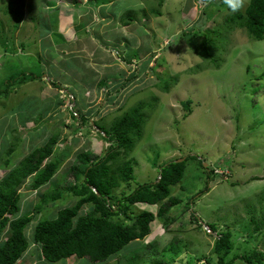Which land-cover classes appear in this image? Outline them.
Segmentation results:
<instances>
[{
    "label": "rangeland",
    "instance_id": "rangeland-1",
    "mask_svg": "<svg viewBox=\"0 0 264 264\" xmlns=\"http://www.w3.org/2000/svg\"><path fill=\"white\" fill-rule=\"evenodd\" d=\"M74 1L0 0V177L52 135L58 137L53 156L60 161L49 183L37 191L29 187L30 180L21 187L19 215L35 208L39 212L33 213L35 221L26 230L29 246L17 264H219L213 250L217 234L227 230L234 243L228 260L254 249L264 252V39L253 41L245 28H234L229 21L245 7L233 13L226 4L211 5L217 0H105L100 10L111 21L98 26L88 14L93 11L88 0L78 7ZM47 2L55 4L54 14ZM32 15L43 21L34 29L26 21ZM129 15L134 21L124 26ZM201 25L205 33L217 30V35L210 33L220 42L215 63L198 54L202 36L185 35ZM73 28L75 38L60 44L61 35L70 38ZM50 30L56 45L47 49V56H39L44 43L39 35ZM27 41L31 47L23 49L20 44ZM29 73H44L42 81L21 84ZM105 76L108 84L101 85ZM49 80L64 89L54 88ZM140 104L142 137L136 136L129 149H120L119 156L136 160L137 181L155 179L152 162L157 154V163L198 157L188 158L184 178L170 187L179 200L164 216L171 221L157 218L143 241L125 246L105 263L76 256L44 260L34 241L36 221L53 219L79 200L66 189L83 180L71 169L78 153L94 159L109 151L110 143L93 123L108 127ZM76 113L87 121L82 123ZM159 133L169 141L155 144L147 162V141L155 142ZM13 142L15 149L8 154ZM136 185L123 183L114 189L112 202ZM56 190L61 192L56 201L45 197ZM132 208L135 213L158 210L142 203ZM88 211L85 207L81 213ZM209 226L216 231L209 233ZM233 264L244 263L238 259Z\"/></svg>",
    "mask_w": 264,
    "mask_h": 264
},
{
    "label": "trees",
    "instance_id": "trees-1",
    "mask_svg": "<svg viewBox=\"0 0 264 264\" xmlns=\"http://www.w3.org/2000/svg\"><path fill=\"white\" fill-rule=\"evenodd\" d=\"M103 1L105 0H88L87 4L90 5L89 7H95L98 4H103ZM82 3L81 0L73 2L74 6L77 7ZM224 4L225 0H217L215 3L212 2L211 5L223 6ZM46 5L51 7L49 10H52V14H54L55 4L47 2ZM133 12H137V10L130 11V13ZM129 17V21L132 20V15H129ZM28 20L33 25L32 28H35L37 23L43 22L40 21L38 15L35 17L33 15L29 16L26 21ZM229 21H231L230 24L234 28L236 26L245 28L253 41L263 40L264 0H249L248 5L245 6V11L232 15ZM52 23V30H57L56 23ZM123 23L128 25V21ZM202 24H204V20H202ZM228 26L231 27L229 24ZM75 27L77 28L78 25ZM202 27L203 25L197 27V31L185 35L189 37L202 36L203 40L200 43L202 49L198 54L210 58L211 62L215 63L217 61L214 58V52L218 50L217 47H219L220 42L216 41L217 39H214L210 33L217 35V30H210L205 33L202 31ZM56 30L53 33L60 34ZM50 34L52 36L49 31L39 35L41 42H44L42 43L43 51L56 45ZM55 41L58 43L59 40ZM61 41L62 35L60 44ZM219 41L223 42L225 38L223 40L220 38ZM20 46H25L23 49L31 47L29 41L21 43ZM39 56H41L40 53ZM216 65L218 66V64ZM94 72L97 73L98 78V71L94 70ZM42 75L29 73L28 78L24 77L21 84L40 78L42 81ZM101 79V85L108 84L107 76ZM50 85L59 90L64 89L52 80ZM184 105L188 106V103H184ZM143 109L142 104L132 108L108 127L96 124L97 122L93 123L98 127L101 137L110 143L109 151L103 157L94 159L89 153H78V163L73 164L71 169L76 174L82 175L83 180L80 184H72L66 189L71 191L79 200L73 206L59 210L55 218L39 219L35 224L33 230L34 241L41 246V257L44 260L58 262L77 256L80 259L87 258L92 263H105L122 251L125 246L133 242L143 241L151 233V224L157 218H164L167 223L171 221V219H166L164 216L179 200L172 196L170 187L177 185L184 178L188 158L197 159L198 157L190 154L182 157L184 158L182 162L178 161L181 157H177L167 158L157 163L161 156L157 154L152 162L157 171L155 179L143 182L137 181L134 175L136 160L134 158L126 160L123 156L121 158L119 156L120 149H129L136 136L142 137V125L145 123L142 114ZM75 117L79 118L82 123L87 121L81 113H76ZM160 134L156 138L159 140L157 144L165 146L169 140L167 137H163L165 134L161 136ZM151 139L147 141L148 148H145L147 162H149L151 150L155 146ZM57 141L58 137L56 135L50 136L44 145L28 154L16 168L12 169L5 177H0V264H17L28 249L29 243L26 230L34 221V211L39 212V208H35L32 213L20 216V190L28 180L31 181L29 187L32 190H38L52 180L60 164L59 158L53 156ZM14 143L8 149V154H12L14 151ZM4 163L6 166L9 165L8 160ZM200 164L203 166L202 162ZM131 182L137 183L135 188L113 203V190L120 188L123 183L129 185ZM60 195L61 192L56 190L52 194L47 193L45 197L56 201L60 198ZM138 203L158 206V210L157 212L141 211L135 213L132 206ZM85 207L89 208V211L83 214L81 211ZM192 216L199 222L197 215L193 213ZM115 218H122L123 220H116ZM209 227L213 232L216 231L215 227ZM259 229V224H256L255 230ZM232 237L233 234L229 230L217 234L213 251L219 260V264H233L238 259L244 264H264V252L257 249L251 250L248 254L235 255L228 260V256L234 249ZM174 252H177V250L175 249ZM151 264H165V262L157 261Z\"/></svg>",
    "mask_w": 264,
    "mask_h": 264
},
{
    "label": "crops",
    "instance_id": "crops-1",
    "mask_svg": "<svg viewBox=\"0 0 264 264\" xmlns=\"http://www.w3.org/2000/svg\"><path fill=\"white\" fill-rule=\"evenodd\" d=\"M101 9V5H97V7L96 8H93V11L92 12H88V14H89V16H90V18L92 17V19H93V21H95V23H97L98 24V26L100 25L101 26V24H105L106 22H109V21H111V19L109 18L110 17V15H109V13L107 12V13H104L102 10H100ZM88 11V10H87ZM70 20H75V18H73V16L70 14L69 15V17H68ZM90 18H89V20H90ZM81 19V18H80ZM77 20V19H76ZM106 25V24H105ZM125 26H127V25H125ZM75 31V28H73V34H70L69 35V37L70 38H67V39H65V37L67 36H65L64 37V35L62 34V41H61V44H63V42H65V41H67V42H71V40L72 39H74L75 38V34H77L76 33V31ZM50 32L52 33V31L50 30ZM73 35V36H72ZM50 36H51V34H50ZM52 37V36H51ZM65 39V40H64ZM39 51H41V55H43V56H47V54H48V52H47V50L46 51H43V50H39ZM72 53V54H74V50H69V53ZM27 120V119H26ZM25 120V121H26ZM143 204V203H142ZM145 204V203H144Z\"/></svg>",
    "mask_w": 264,
    "mask_h": 264
},
{
    "label": "clouds",
    "instance_id": "clouds-1",
    "mask_svg": "<svg viewBox=\"0 0 264 264\" xmlns=\"http://www.w3.org/2000/svg\"><path fill=\"white\" fill-rule=\"evenodd\" d=\"M247 3V0H225V4L227 5L228 9H230L231 12L235 13L238 12L240 10H242L245 7V4ZM97 7V6H96ZM93 8L95 7H91V10H93ZM134 20H130L128 19V25L133 22ZM125 26V25H124ZM37 191V190H35ZM35 221V220H34ZM38 221V220H37ZM36 221V224H37ZM33 223V222H32ZM32 223L30 225H32ZM30 227V226H29ZM28 227V228H29ZM36 244V243H35ZM39 245V244H38ZM40 250H41V246H40ZM74 257V256H72ZM70 257V258H72ZM77 257V256H76ZM69 259V258H67ZM66 260V259H65ZM19 262V261H18Z\"/></svg>",
    "mask_w": 264,
    "mask_h": 264
},
{
    "label": "water",
    "instance_id": "water-1",
    "mask_svg": "<svg viewBox=\"0 0 264 264\" xmlns=\"http://www.w3.org/2000/svg\"><path fill=\"white\" fill-rule=\"evenodd\" d=\"M184 160V158H182V159H179L178 161L179 162H182ZM207 165V164H206ZM209 233H214L212 230H209Z\"/></svg>",
    "mask_w": 264,
    "mask_h": 264
},
{
    "label": "bare ground",
    "instance_id": "bare-ground-1",
    "mask_svg": "<svg viewBox=\"0 0 264 264\" xmlns=\"http://www.w3.org/2000/svg\"><path fill=\"white\" fill-rule=\"evenodd\" d=\"M162 134H160V136H161ZM156 137H158V135L156 136ZM154 144H157L158 142H159V140L158 139H156V142H154V141H152ZM158 145H160V144H158ZM148 148V147H147Z\"/></svg>",
    "mask_w": 264,
    "mask_h": 264
},
{
    "label": "built area",
    "instance_id": "built-area-1",
    "mask_svg": "<svg viewBox=\"0 0 264 264\" xmlns=\"http://www.w3.org/2000/svg\"><path fill=\"white\" fill-rule=\"evenodd\" d=\"M223 173V172H222Z\"/></svg>",
    "mask_w": 264,
    "mask_h": 264
}]
</instances>
